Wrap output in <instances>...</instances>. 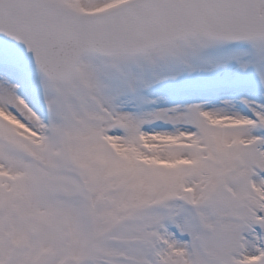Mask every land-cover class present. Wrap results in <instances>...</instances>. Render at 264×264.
I'll return each mask as SVG.
<instances>
[{
	"label": "snow or ice",
	"instance_id": "1",
	"mask_svg": "<svg viewBox=\"0 0 264 264\" xmlns=\"http://www.w3.org/2000/svg\"><path fill=\"white\" fill-rule=\"evenodd\" d=\"M0 264H264V0H0Z\"/></svg>",
	"mask_w": 264,
	"mask_h": 264
}]
</instances>
